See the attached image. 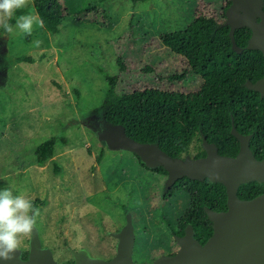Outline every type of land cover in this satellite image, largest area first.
<instances>
[{"label":"rangeland","instance_id":"374dc122","mask_svg":"<svg viewBox=\"0 0 264 264\" xmlns=\"http://www.w3.org/2000/svg\"><path fill=\"white\" fill-rule=\"evenodd\" d=\"M229 1L62 0L67 16L57 33L34 26L30 36L18 30L4 34L0 27V190L12 186L17 195L43 200L36 229L54 264L75 260L82 249L111 259L127 213L134 261L153 262L180 247L167 222L177 227L188 195L179 191L164 198L167 175L142 168L133 151L109 146L105 134L113 125L103 118L107 82L99 68L119 76L114 96L145 87L197 91L201 78L160 35L185 27L200 13L225 20ZM26 8L30 12L23 15L35 12L31 0ZM117 56L126 71L119 72ZM176 71H184L180 81L160 78ZM52 136L54 154L38 164L34 148ZM195 152L191 147L183 157L196 158ZM20 240L18 250L29 251L31 234Z\"/></svg>","mask_w":264,"mask_h":264},{"label":"trees","instance_id":"16d2710c","mask_svg":"<svg viewBox=\"0 0 264 264\" xmlns=\"http://www.w3.org/2000/svg\"><path fill=\"white\" fill-rule=\"evenodd\" d=\"M130 1L135 5L151 0ZM31 2L32 9L44 21L42 29L52 34L59 32L62 21L67 16L62 0ZM229 3L230 1L223 7V12ZM28 12V8L18 10L10 23ZM250 35L251 29L246 26L235 29V42L242 49L237 52L232 47L229 26L224 24V20L205 13L196 15L183 28L161 34L163 45L184 58L190 72L201 78L199 89L191 93L145 87L114 96L119 76L99 68L107 82V94L103 103L104 120L112 125H122L125 133L134 140L157 144L165 153L175 158L183 157L191 147L196 149L194 157L205 155L201 147L202 136L208 142H214L220 154L236 155L239 142L230 133L232 117L240 133L252 134L250 148L257 159H262L264 95L248 88L245 82H255L263 75L264 59L260 50L247 48ZM116 59L119 72L126 71L122 58L117 56ZM1 68L3 62L0 55ZM149 69L145 68L147 71ZM160 78L169 82L180 81L184 78V71H176ZM55 143L56 137L52 136L35 146L34 155L38 164H44L53 156ZM101 157L102 152L96 155L95 161L99 162ZM140 165L156 174L167 175L163 166L149 168L141 159ZM55 171H59L58 166H55ZM179 191L188 195V203L177 219V227L174 228L169 222L167 227L174 235H182L185 226L191 224L194 238L203 244L212 234V223L205 208L215 211L226 209L225 186L208 177L196 180L183 176L163 193V197H170ZM262 192L264 182L257 181L240 184L237 189V195L241 199H250ZM34 203L38 207L43 200L35 199ZM27 255L26 250L21 253L24 259ZM60 264H74V260L67 259Z\"/></svg>","mask_w":264,"mask_h":264},{"label":"water","instance_id":"95a60500","mask_svg":"<svg viewBox=\"0 0 264 264\" xmlns=\"http://www.w3.org/2000/svg\"><path fill=\"white\" fill-rule=\"evenodd\" d=\"M263 0H230L225 9L224 24L229 26L232 47L241 52L236 44L234 31L246 26L251 29L247 48L258 49L264 59V9ZM1 81V71H0ZM245 85L264 95V73L255 82L246 80ZM112 125V124H111ZM230 133L238 140L236 155L218 152L214 142L202 136L201 147L205 155L196 158L172 157L154 143H142L128 136L122 125H113L105 134L111 148L122 146L133 151L149 168L163 166L167 171L164 192L173 183L186 176L202 180L204 177L225 186L226 209L215 211L205 208L211 221L212 234L201 244L194 238L191 224H187L182 235H175L180 245L173 254L161 255L153 262L138 263L132 259L135 235L131 213L126 214V222L115 234L118 238L117 252L109 260L92 256L87 250L74 254V264H264V192L250 199L237 195L240 184L264 182V157L257 159L250 148V134L240 133L231 117ZM0 264H54L52 252L42 248L38 231L31 233L27 258L17 250L10 261L0 260Z\"/></svg>","mask_w":264,"mask_h":264},{"label":"clouds","instance_id":"9594fccd","mask_svg":"<svg viewBox=\"0 0 264 264\" xmlns=\"http://www.w3.org/2000/svg\"><path fill=\"white\" fill-rule=\"evenodd\" d=\"M30 0H0V27L4 34L14 31L31 35L34 26L44 27V21L38 13L20 15L13 26L10 21L15 13L28 7ZM39 46L41 41L33 42ZM40 209L33 198L17 195L12 186L0 190V260L10 261L19 249L21 236L33 233L37 227Z\"/></svg>","mask_w":264,"mask_h":264},{"label":"flooded vegetation","instance_id":"af4514ba","mask_svg":"<svg viewBox=\"0 0 264 264\" xmlns=\"http://www.w3.org/2000/svg\"><path fill=\"white\" fill-rule=\"evenodd\" d=\"M0 70H1V79H2V78H3V77H2V75H3V73H2L3 69L1 68ZM263 73H264V72H263ZM140 166H141V165H140ZM262 193H263V192H262ZM259 194H260V193H259ZM257 195H258V194H257ZM173 253H174V252H173Z\"/></svg>","mask_w":264,"mask_h":264}]
</instances>
